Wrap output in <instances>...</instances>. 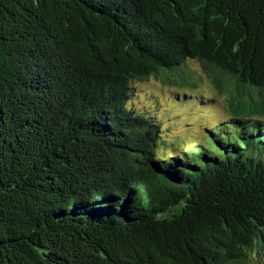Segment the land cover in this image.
Segmentation results:
<instances>
[{"label": "trees", "instance_id": "16d2710c", "mask_svg": "<svg viewBox=\"0 0 264 264\" xmlns=\"http://www.w3.org/2000/svg\"><path fill=\"white\" fill-rule=\"evenodd\" d=\"M190 63L226 96L202 103L228 118L161 156L160 120L129 103L156 80L199 107ZM257 255L264 0H0V264Z\"/></svg>", "mask_w": 264, "mask_h": 264}, {"label": "rangeland", "instance_id": "374dc122", "mask_svg": "<svg viewBox=\"0 0 264 264\" xmlns=\"http://www.w3.org/2000/svg\"><path fill=\"white\" fill-rule=\"evenodd\" d=\"M199 80V87L194 89L191 94L194 95L191 101L198 104L190 109L187 105H176L171 96L174 94L183 95L184 91L170 89L162 86L158 81L151 80L148 83L140 84L136 82V93L129 106L138 111L147 112L150 115H156L163 129V146L160 151L161 156L179 155L181 147L186 144L187 148L194 146L202 141L207 135V129L213 128L214 125L226 121L227 114L221 106H211L203 104L204 98L220 97L225 99L226 96H219L214 88V83L208 73L202 66L196 63H190ZM187 92V90H185ZM188 93V92H187ZM179 110H186L179 114ZM210 130V129H209ZM250 264H264V255H257L251 259Z\"/></svg>", "mask_w": 264, "mask_h": 264}]
</instances>
